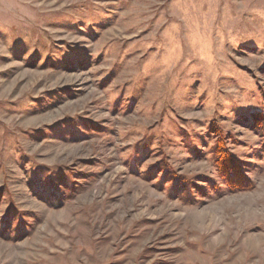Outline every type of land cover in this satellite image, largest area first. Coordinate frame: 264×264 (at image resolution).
Instances as JSON below:
<instances>
[{
	"label": "rangeland",
	"instance_id": "1",
	"mask_svg": "<svg viewBox=\"0 0 264 264\" xmlns=\"http://www.w3.org/2000/svg\"><path fill=\"white\" fill-rule=\"evenodd\" d=\"M0 264H264V0H0Z\"/></svg>",
	"mask_w": 264,
	"mask_h": 264
},
{
	"label": "trees",
	"instance_id": "2",
	"mask_svg": "<svg viewBox=\"0 0 264 264\" xmlns=\"http://www.w3.org/2000/svg\"><path fill=\"white\" fill-rule=\"evenodd\" d=\"M222 149L226 150L225 147L222 146ZM236 160V159H235ZM235 162L233 161L230 154L224 153L222 157L219 159V164L216 166L219 170H222L224 172V175H233L237 172V170H240L239 166L238 168L234 166ZM242 171V170H241ZM232 183L239 187L240 184H243L245 186L246 183L237 181L236 178H233Z\"/></svg>",
	"mask_w": 264,
	"mask_h": 264
}]
</instances>
